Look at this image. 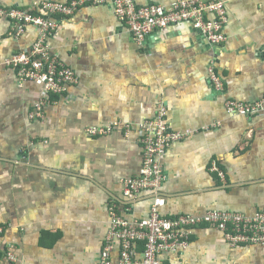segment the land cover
<instances>
[{
    "label": "crops",
    "instance_id": "0c3cea01",
    "mask_svg": "<svg viewBox=\"0 0 264 264\" xmlns=\"http://www.w3.org/2000/svg\"><path fill=\"white\" fill-rule=\"evenodd\" d=\"M42 1L49 0H0V7L34 11ZM135 1L167 7L178 0ZM222 1L228 41L221 47L188 24L159 30L137 45L110 3L61 20L52 51L76 72L80 83L70 90L76 99L60 98L33 120L39 87L17 86L3 62L31 49L38 30L30 26L16 40L0 17L2 264H98L112 205L127 220L149 218L151 196L143 194L127 212L122 183L139 175V126L155 118L160 104L173 131L192 134L160 159L167 176L162 214L264 212V114L230 116L225 108L228 100L264 103V0ZM210 66L224 93L211 84ZM114 122L121 126L111 136L86 132ZM191 242L180 255L162 256L161 264H264V248L232 249L213 228L197 229ZM119 250L116 245L114 263ZM143 250L138 246L139 257Z\"/></svg>",
    "mask_w": 264,
    "mask_h": 264
},
{
    "label": "built area",
    "instance_id": "2783aa9c",
    "mask_svg": "<svg viewBox=\"0 0 264 264\" xmlns=\"http://www.w3.org/2000/svg\"><path fill=\"white\" fill-rule=\"evenodd\" d=\"M110 3L119 21L130 31L137 45L159 30L188 24L198 31L212 47H221L227 41L225 25L227 6L222 0H178L171 6H140L135 0H68L66 2L42 1L36 10L0 7V17L10 24L8 35L19 39L30 26L38 30V39L27 51H19L6 58L3 66L13 71L19 87L31 83L39 87V100L30 112V118H44L47 107L60 98L76 97L70 90L80 81L74 69L53 53L52 42L61 20L74 17L87 7ZM211 84L217 92H225V84L213 66L208 69ZM70 96V97H69ZM230 116L252 118L264 114V103H243L228 100L225 104ZM120 122L86 129L89 136L104 138L120 128ZM127 130L130 129L126 126ZM143 147L142 167L135 178L123 181V203L127 212L142 197L152 198L147 220H127L121 216L118 205L110 208V228L98 264H161L164 255H180L188 250L194 233L199 228H213L224 235L230 248L258 246L264 248V212L252 217L227 212H209L197 218L187 215L165 217L161 210L165 200L161 193L167 176L160 163L169 148L184 141L191 132H175L167 124V110L158 105L155 118L139 126ZM221 177L223 178L222 174ZM0 234L2 230L0 229ZM116 245L119 260H112ZM144 250L138 256V246ZM8 259L14 262L12 254Z\"/></svg>",
    "mask_w": 264,
    "mask_h": 264
},
{
    "label": "trees",
    "instance_id": "16d2710c",
    "mask_svg": "<svg viewBox=\"0 0 264 264\" xmlns=\"http://www.w3.org/2000/svg\"><path fill=\"white\" fill-rule=\"evenodd\" d=\"M142 246H143V245H142ZM0 264H2V263H1V257H0Z\"/></svg>",
    "mask_w": 264,
    "mask_h": 264
}]
</instances>
